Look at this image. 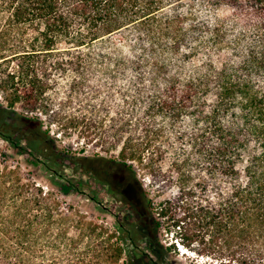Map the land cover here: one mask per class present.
Here are the masks:
<instances>
[{"label":"trees","instance_id":"obj_1","mask_svg":"<svg viewBox=\"0 0 264 264\" xmlns=\"http://www.w3.org/2000/svg\"><path fill=\"white\" fill-rule=\"evenodd\" d=\"M0 94L19 123L0 137L45 160L116 153L144 211L140 237L98 241L0 149V264H171L176 243L264 264V0H0Z\"/></svg>","mask_w":264,"mask_h":264},{"label":"rangeland","instance_id":"obj_2","mask_svg":"<svg viewBox=\"0 0 264 264\" xmlns=\"http://www.w3.org/2000/svg\"><path fill=\"white\" fill-rule=\"evenodd\" d=\"M0 105L6 107L3 96L0 94ZM16 113L24 116L37 115L40 113H27L16 109ZM14 112L7 110L0 112V121L8 120L15 127L13 119ZM11 130V131H10ZM9 128L7 133L13 135ZM51 136L55 139L59 149L69 148L71 151H78L80 146L77 140L66 138L58 134L55 126H52ZM13 142L0 137V149L6 154V160L12 167L20 169L22 174L30 180L43 187L45 191L57 193L62 205H72L76 211L93 221L96 227L95 239L103 241L114 230L130 228L132 233L140 237L141 221L144 215L143 196L139 188L142 176H132L124 167L108 162V158L116 156L103 154L102 160L96 162H83L75 158H64L60 155H53L49 160L38 156L26 141L13 135ZM136 173H139L136 170ZM57 181L67 182L71 188L67 194H60L54 185ZM143 184L147 186L148 180L144 179ZM70 235H78L77 229L69 225ZM103 239V240H102ZM160 243L166 247L174 241L170 235H160ZM84 242V241H83ZM83 242L79 244L82 246ZM139 243L142 240H138ZM192 250H187L179 243L171 246V264H219L215 259L202 257Z\"/></svg>","mask_w":264,"mask_h":264},{"label":"built area","instance_id":"obj_3","mask_svg":"<svg viewBox=\"0 0 264 264\" xmlns=\"http://www.w3.org/2000/svg\"><path fill=\"white\" fill-rule=\"evenodd\" d=\"M0 99H2L1 96H0Z\"/></svg>","mask_w":264,"mask_h":264}]
</instances>
